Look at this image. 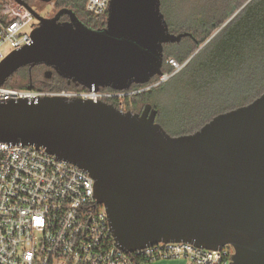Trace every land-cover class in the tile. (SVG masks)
I'll return each instance as SVG.
<instances>
[{
    "label": "water",
    "instance_id": "obj_1",
    "mask_svg": "<svg viewBox=\"0 0 264 264\" xmlns=\"http://www.w3.org/2000/svg\"><path fill=\"white\" fill-rule=\"evenodd\" d=\"M15 1L38 24L32 42L0 63V85L45 65L46 77L55 72L68 84L127 90L163 75L164 45L190 36L170 31L162 0H110L102 28L67 7L44 17ZM158 113L150 103L138 113L58 95L1 102L0 141L44 146L87 170L127 251L172 241L230 245L235 264H264V92L188 134H170Z\"/></svg>",
    "mask_w": 264,
    "mask_h": 264
},
{
    "label": "built area",
    "instance_id": "obj_2",
    "mask_svg": "<svg viewBox=\"0 0 264 264\" xmlns=\"http://www.w3.org/2000/svg\"><path fill=\"white\" fill-rule=\"evenodd\" d=\"M3 6L0 63L30 44L37 26L26 6L15 0ZM109 6L110 0H87L86 9L98 18L108 17ZM5 44L11 47L7 55L1 50ZM168 64L174 68L173 74L185 65L175 58H169ZM168 75L172 74L158 77ZM162 82L151 80L142 88L127 90L46 91L0 85V103L32 102L53 95L108 103ZM234 253L230 245L212 250L185 241L127 251L113 236L107 211L96 198L95 180L87 170L49 153L44 146L0 141V264H149L170 259L185 260L186 264H235Z\"/></svg>",
    "mask_w": 264,
    "mask_h": 264
},
{
    "label": "trees",
    "instance_id": "obj_3",
    "mask_svg": "<svg viewBox=\"0 0 264 264\" xmlns=\"http://www.w3.org/2000/svg\"><path fill=\"white\" fill-rule=\"evenodd\" d=\"M24 1L28 4L31 2ZM166 1L168 0H162L161 9L170 31L190 33V36L183 37L180 42L164 45L162 70L164 73L172 74L169 79L172 80L184 70L192 71L189 80L184 84L179 83L176 87L180 103L183 105L175 107L176 113L171 111L170 106L156 101V96L154 101L151 92L153 89L123 100L113 99L108 103L138 113L150 103L159 110L157 121L170 134L181 135L198 130L216 114L248 104L264 92V0H214L207 9L189 14L184 30L173 27L170 14L164 6ZM246 1L248 3L243 9L234 15ZM8 2L9 0H0V12L3 5ZM56 4L58 7L74 10L83 18L85 24L93 28H102L107 24L106 16L98 18L87 11V0H57ZM225 7L228 9L225 10ZM220 28L222 29L216 35L213 34ZM203 44L205 46L202 53H205V57L202 53L192 57ZM169 58H175L179 63L185 64L184 67L173 74L174 68L168 64ZM158 78L156 76V79ZM30 79L35 78L24 67L4 85L27 88ZM48 83L50 85H37L36 88L42 87L46 91H59L70 87L85 89L73 84L68 85L67 80L58 75H54ZM53 83L58 85L55 86ZM145 85L133 84L132 88H142ZM162 89L163 82L155 86V91ZM181 110H186L191 118L179 116L178 112ZM195 115L197 120L193 121Z\"/></svg>",
    "mask_w": 264,
    "mask_h": 264
},
{
    "label": "rangeland",
    "instance_id": "obj_4",
    "mask_svg": "<svg viewBox=\"0 0 264 264\" xmlns=\"http://www.w3.org/2000/svg\"><path fill=\"white\" fill-rule=\"evenodd\" d=\"M216 1H220V0H216ZM248 1H246L242 6H240L239 9L237 10V12L234 15L239 13L243 9V7L248 3ZM212 2H214V0H206V1L205 0H171V1L168 0V1L165 2L164 6H165V9L168 10V12L170 14V17L172 19L171 22L173 24V27H175V29H177V30H184V28L187 26L186 23H187L188 15L191 14V13H195L197 11H201V10L207 9V7L211 6ZM227 9H228V7H225V10H227ZM39 13L41 15H49L50 16V15H52L53 10H51V8L48 7L45 10L39 11ZM80 19L83 21V18L80 17ZM188 20H189V18H188ZM228 22H229V20L226 22V24ZM221 29L222 28L216 30L215 33H213V34L216 35L219 32V30H221ZM27 30L31 31L32 28L29 27ZM179 33H177V34H179ZM181 33H185V32H181ZM214 41H216V40H214ZM204 46H205V44H203L194 53L193 56H196V55L202 53V51L204 49L203 48ZM1 50H2L3 53H5V55H7L9 53V51L11 50V47H10L9 44H5V45L2 46ZM202 56L205 57V53H202ZM191 75H192V71L191 70H186V71L184 70V72L182 71L179 74L175 75L172 80L169 79L171 77L169 75H168L167 78L159 77L158 79L163 81L164 89L157 90V91H155V87L152 88L153 90L150 89V90H152L151 92L153 94L154 101H155V96H156V101H158L161 104H165V105L170 106L171 107V111L176 113L175 107L179 106V105H183V103H180L179 95H177V92H176V87H177V85H179V83L180 84L186 83L189 80V78L191 77ZM158 79H156V76H155V81L156 82H157ZM123 110L127 111L126 109H123ZM186 110L190 111L189 108H186ZM186 110L185 111L184 110L179 111L178 115L179 116H186V118H191V115L189 113H187ZM192 120L193 121L197 120V115H195L192 118ZM157 122H159V121H157ZM183 261H185V260H183Z\"/></svg>",
    "mask_w": 264,
    "mask_h": 264
},
{
    "label": "flooded vegetation",
    "instance_id": "obj_5",
    "mask_svg": "<svg viewBox=\"0 0 264 264\" xmlns=\"http://www.w3.org/2000/svg\"><path fill=\"white\" fill-rule=\"evenodd\" d=\"M56 1L57 0H51V1H46V0H31V2L29 3V5L32 8H34L37 12H39L41 10H45L46 8L50 7L51 10H53L52 15H50V16L49 15H42V16H44V17H53L61 8H63V7H58V5L56 4ZM67 19H68V16L67 15H64L63 17H61V20H63V21L64 20H67ZM37 24H38V21H37ZM25 68H27L28 71L30 72L31 76H33L35 78L33 80L30 79V83H29V85H32L33 88L34 87L36 88L37 85H45V86L46 85H50L48 83V81L50 79H52L54 77V75H56L55 72H54V74H52L50 77H46L45 76V72L49 69V67H47L45 65H38V66H34L32 68H30L29 66H27ZM53 84L55 86L58 85V83L57 84L53 83ZM72 84H68V85H72ZM73 85L76 86V87H80V86H77L75 84H73ZM38 89H42V87H39ZM69 89H74V88L70 87Z\"/></svg>",
    "mask_w": 264,
    "mask_h": 264
},
{
    "label": "crops",
    "instance_id": "obj_6",
    "mask_svg": "<svg viewBox=\"0 0 264 264\" xmlns=\"http://www.w3.org/2000/svg\"><path fill=\"white\" fill-rule=\"evenodd\" d=\"M150 264H186L185 261L181 259H170V260H156Z\"/></svg>",
    "mask_w": 264,
    "mask_h": 264
}]
</instances>
